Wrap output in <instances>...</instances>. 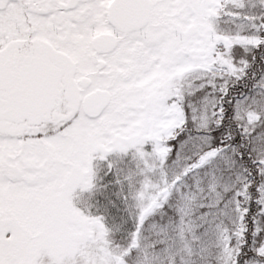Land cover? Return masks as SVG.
Listing matches in <instances>:
<instances>
[{"label":"snow or ice","instance_id":"1","mask_svg":"<svg viewBox=\"0 0 264 264\" xmlns=\"http://www.w3.org/2000/svg\"><path fill=\"white\" fill-rule=\"evenodd\" d=\"M0 264H264V0H0Z\"/></svg>","mask_w":264,"mask_h":264}]
</instances>
